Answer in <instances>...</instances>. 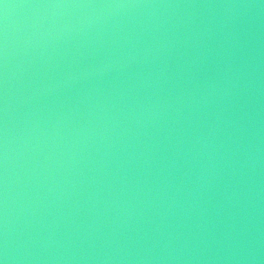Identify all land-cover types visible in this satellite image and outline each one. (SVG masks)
<instances>
[{"label":"water","instance_id":"95a60500","mask_svg":"<svg viewBox=\"0 0 264 264\" xmlns=\"http://www.w3.org/2000/svg\"><path fill=\"white\" fill-rule=\"evenodd\" d=\"M0 264H264V0H0Z\"/></svg>","mask_w":264,"mask_h":264}]
</instances>
